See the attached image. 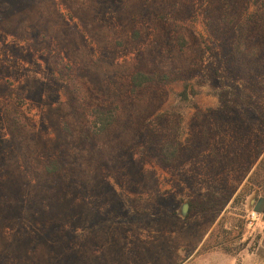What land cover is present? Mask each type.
Segmentation results:
<instances>
[{
  "label": "rangeland",
  "instance_id": "obj_1",
  "mask_svg": "<svg viewBox=\"0 0 264 264\" xmlns=\"http://www.w3.org/2000/svg\"><path fill=\"white\" fill-rule=\"evenodd\" d=\"M256 23L264 0H0V264H264L262 177L246 215L231 202L190 212L207 179L246 184L259 132L244 121L263 109L250 90ZM140 66L171 83L132 93ZM240 89L246 161L229 172L231 138L216 131L234 127L215 129L209 111ZM95 106L118 107L101 135L88 126ZM168 139L189 151L179 167L161 160Z\"/></svg>",
  "mask_w": 264,
  "mask_h": 264
},
{
  "label": "trees",
  "instance_id": "obj_2",
  "mask_svg": "<svg viewBox=\"0 0 264 264\" xmlns=\"http://www.w3.org/2000/svg\"><path fill=\"white\" fill-rule=\"evenodd\" d=\"M252 27L254 29L259 28V30H261V34H256L254 35L253 39H251L252 43H255L257 40H259V48L263 46V51L260 52L261 54H259L257 58L260 59L259 61L261 64V68L257 70V73L255 75V70L249 68V77H253L250 84V90H252V93L257 95L258 98H263L262 113L258 114L255 120H250L249 118H247V121H244V124L247 128L253 126L252 128L254 129V127L256 126L255 128H257L259 132L257 135V139L259 136V140L255 155L253 157L250 156L249 158L246 157V161L244 150L239 153L242 149L240 139L242 138V134L245 135V131H239V126L240 128H242L243 124L242 119H240L242 116L239 117L238 115L239 108L237 103L240 99L242 89H240V93L232 94L233 96L231 99H229L226 92H219L218 97L221 107L218 110L210 109L209 111L211 113L209 115V119L212 121L215 129L219 130V128L226 125H231L232 127H234L232 131H228V135L225 133L221 134L219 133V131H216L217 135H224V138L230 136L231 138L230 144L225 148L226 153L221 155L220 163H222V165L220 164V166H223L222 168L230 166V169L228 170L229 172H232L236 169V166L238 164L242 165L246 161L247 167L245 166L246 169L245 171H243V177L239 179V182L242 179H247V181L245 186L238 192V187L230 190H225L224 188V190H222L217 185H215L213 181H209L207 179L204 182H206L209 187L203 198H199L198 196H196V199H192V201H190L191 213L194 209H196L200 212L219 214L221 211L226 209V207L231 202L232 207L239 204L243 215H246L248 198L253 193L256 192L257 194H259L260 192V189H255L254 186L256 184H259L258 179H260L261 177L264 180V25L261 28L256 23ZM246 44L251 45L250 41H247V43H243L239 39V41H237L234 45L235 47H245ZM251 49L253 50V47ZM240 62L243 64H249L253 62V58L240 57ZM58 67L59 66H57V68ZM243 70L244 68L242 67L240 71L241 76L244 78L242 74ZM217 72H219V70H217ZM171 78V75L166 72H161L158 69H151L145 66H140L133 72L131 76V91L132 93L137 94L143 90H154L157 88H161L170 84L172 81ZM183 96L185 98H188L190 96V93L187 89L184 91ZM250 96H252L251 93ZM247 108L249 109L250 106ZM89 115L90 123L88 126L91 132L95 135H101L104 134L117 120L118 107L114 106L103 108L95 106L90 110ZM249 139L251 140V137ZM187 154L189 155V151H187L180 142H176V140L174 139L166 140L160 148L161 160L165 165L172 168L179 167L184 161V158L185 156H187ZM256 163L257 166L255 167ZM46 168L49 171H55L58 167L56 166V163L52 161L46 164ZM256 238L257 239L252 248V251H254L258 246L261 235H258Z\"/></svg>",
  "mask_w": 264,
  "mask_h": 264
},
{
  "label": "crops",
  "instance_id": "obj_3",
  "mask_svg": "<svg viewBox=\"0 0 264 264\" xmlns=\"http://www.w3.org/2000/svg\"><path fill=\"white\" fill-rule=\"evenodd\" d=\"M259 214L264 215V200H260L257 202V210Z\"/></svg>",
  "mask_w": 264,
  "mask_h": 264
},
{
  "label": "water",
  "instance_id": "obj_4",
  "mask_svg": "<svg viewBox=\"0 0 264 264\" xmlns=\"http://www.w3.org/2000/svg\"><path fill=\"white\" fill-rule=\"evenodd\" d=\"M254 202V198L253 200L251 201V204ZM188 209H189V203L188 202H185L183 207H182V210H181V215L184 217L187 215L188 213Z\"/></svg>",
  "mask_w": 264,
  "mask_h": 264
},
{
  "label": "built area",
  "instance_id": "obj_5",
  "mask_svg": "<svg viewBox=\"0 0 264 264\" xmlns=\"http://www.w3.org/2000/svg\"><path fill=\"white\" fill-rule=\"evenodd\" d=\"M256 216H257V213L253 212L252 215H251V219H252L251 223L253 222V220L256 219Z\"/></svg>",
  "mask_w": 264,
  "mask_h": 264
}]
</instances>
